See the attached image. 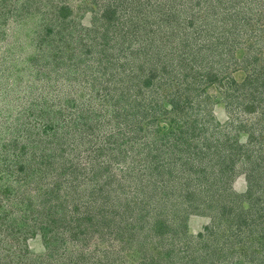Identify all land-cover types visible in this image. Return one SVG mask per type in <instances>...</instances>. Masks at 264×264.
<instances>
[{
	"label": "rangeland",
	"instance_id": "rangeland-1",
	"mask_svg": "<svg viewBox=\"0 0 264 264\" xmlns=\"http://www.w3.org/2000/svg\"><path fill=\"white\" fill-rule=\"evenodd\" d=\"M0 264H264V0H0Z\"/></svg>",
	"mask_w": 264,
	"mask_h": 264
}]
</instances>
